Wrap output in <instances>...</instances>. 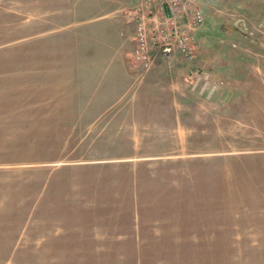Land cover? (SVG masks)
Returning <instances> with one entry per match:
<instances>
[{"label": "rangeland", "instance_id": "rangeland-1", "mask_svg": "<svg viewBox=\"0 0 264 264\" xmlns=\"http://www.w3.org/2000/svg\"><path fill=\"white\" fill-rule=\"evenodd\" d=\"M67 2L0 0V264H264V0H199L148 70Z\"/></svg>", "mask_w": 264, "mask_h": 264}, {"label": "built area", "instance_id": "built-area-1", "mask_svg": "<svg viewBox=\"0 0 264 264\" xmlns=\"http://www.w3.org/2000/svg\"><path fill=\"white\" fill-rule=\"evenodd\" d=\"M134 41L131 60L148 70L157 54L171 57L176 53L189 60L194 55L192 32L203 22L199 0H137L133 7ZM201 69L194 68L185 80L195 86Z\"/></svg>", "mask_w": 264, "mask_h": 264}, {"label": "crops", "instance_id": "crops-1", "mask_svg": "<svg viewBox=\"0 0 264 264\" xmlns=\"http://www.w3.org/2000/svg\"><path fill=\"white\" fill-rule=\"evenodd\" d=\"M135 4L134 0H92V2L72 0V2H67L65 7L56 9V12L47 10L42 11V14L52 13L51 22L62 23L64 26L71 25L75 32L88 36L90 43L96 42L97 48L98 46L102 48L101 55L105 58V65H108L109 62L124 61L123 56H130L129 60H131V53L135 46L133 20ZM101 5H106L109 11H102ZM99 8L101 12L95 11L98 12L95 15L84 16V14H90L93 9L99 10ZM105 14L112 16L107 27L104 28L110 38H105L103 31L90 26L87 22Z\"/></svg>", "mask_w": 264, "mask_h": 264}, {"label": "bare ground", "instance_id": "bare-ground-1", "mask_svg": "<svg viewBox=\"0 0 264 264\" xmlns=\"http://www.w3.org/2000/svg\"><path fill=\"white\" fill-rule=\"evenodd\" d=\"M28 11V10H27ZM30 12V11H29Z\"/></svg>", "mask_w": 264, "mask_h": 264}]
</instances>
